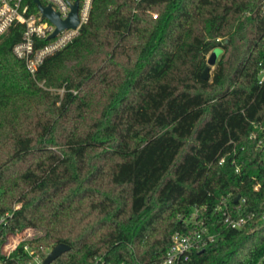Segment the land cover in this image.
I'll list each match as a JSON object with an SVG mask.
<instances>
[{
	"label": "trees",
	"instance_id": "1",
	"mask_svg": "<svg viewBox=\"0 0 264 264\" xmlns=\"http://www.w3.org/2000/svg\"><path fill=\"white\" fill-rule=\"evenodd\" d=\"M22 33L0 39V246L33 227L42 257L70 245L51 264H161L198 208L216 239L181 264L261 260L264 0H93L35 76ZM0 258L32 260L23 243Z\"/></svg>",
	"mask_w": 264,
	"mask_h": 264
},
{
	"label": "built area",
	"instance_id": "2",
	"mask_svg": "<svg viewBox=\"0 0 264 264\" xmlns=\"http://www.w3.org/2000/svg\"><path fill=\"white\" fill-rule=\"evenodd\" d=\"M41 1L44 5H51L55 11L59 12L60 17L65 19L69 16L72 4L76 0ZM92 3L93 0H80L78 11L79 25L76 28L62 29L56 36L51 37L57 26L50 19L43 16L37 4V10H33L28 0H0V39L9 33L13 27L17 25L23 26V33L20 40L14 44L13 53L24 60L29 72L35 76L39 67L49 55L63 49L79 34L81 26L90 16ZM259 82H264V66L260 71ZM258 147L264 150V135L259 138ZM19 206L17 205L16 207ZM198 212L197 208L194 212L193 221L195 227L193 229L186 232L177 231L174 234L172 243L168 247L166 256L161 264H181L190 259L194 250L216 239V235L208 231L204 219L198 217ZM10 215V212L0 215V225ZM224 215L226 224L232 228H241L248 222L247 217H236L227 207L224 210ZM262 218L264 219V214ZM36 230V228L27 227L14 233H9L0 246V255L9 258L14 250L23 243L24 250L32 257L30 264H41L49 252L45 257L38 253L35 247V238L40 234H37ZM0 264L7 263L0 258ZM97 264H101L100 259L97 260ZM102 264L109 263L102 262ZM257 264H264V255Z\"/></svg>",
	"mask_w": 264,
	"mask_h": 264
},
{
	"label": "water",
	"instance_id": "3",
	"mask_svg": "<svg viewBox=\"0 0 264 264\" xmlns=\"http://www.w3.org/2000/svg\"><path fill=\"white\" fill-rule=\"evenodd\" d=\"M41 10L44 17L50 19L53 23L56 24V30L51 35V37L56 36L62 29L66 28H76L80 23L79 18V3L80 0H76L72 4V10L69 16L65 19L60 17L59 12L55 11L51 5H44L41 0H34ZM210 76V66H206L203 71L202 77L208 78ZM241 195L237 196L236 201L240 200ZM70 248V245L60 242L53 246L47 256L44 258L41 264H51L57 257H59L62 253L67 251Z\"/></svg>",
	"mask_w": 264,
	"mask_h": 264
},
{
	"label": "rangeland",
	"instance_id": "4",
	"mask_svg": "<svg viewBox=\"0 0 264 264\" xmlns=\"http://www.w3.org/2000/svg\"><path fill=\"white\" fill-rule=\"evenodd\" d=\"M155 13H156V12H155ZM221 52H222V48H221V47H215V48L212 49V50L208 53V55H207L208 65L210 66V75L212 74L213 70H214L215 67H216L217 60H218V58H219ZM69 64H70V63H69ZM39 84H40L42 87L46 88V89H49V90H53V89H54V88H51V87L46 86V84H45L44 81L39 82ZM28 161H29V160H27L25 163L27 164ZM11 173H12V172H11ZM16 204H19V203H15V205H16ZM36 232H37V234H40V235L42 234V231H40V230H39V231L36 230Z\"/></svg>",
	"mask_w": 264,
	"mask_h": 264
}]
</instances>
